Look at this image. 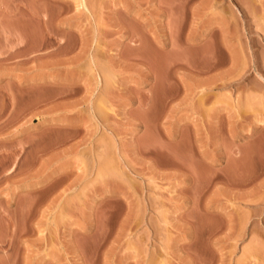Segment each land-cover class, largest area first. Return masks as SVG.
<instances>
[{
  "label": "rangeland",
  "instance_id": "rangeland-1",
  "mask_svg": "<svg viewBox=\"0 0 264 264\" xmlns=\"http://www.w3.org/2000/svg\"><path fill=\"white\" fill-rule=\"evenodd\" d=\"M0 264H264V0H0Z\"/></svg>",
  "mask_w": 264,
  "mask_h": 264
},
{
  "label": "crops",
  "instance_id": "crops-1",
  "mask_svg": "<svg viewBox=\"0 0 264 264\" xmlns=\"http://www.w3.org/2000/svg\"><path fill=\"white\" fill-rule=\"evenodd\" d=\"M256 186H251V195L254 194ZM255 210L251 207V222L255 220Z\"/></svg>",
  "mask_w": 264,
  "mask_h": 264
}]
</instances>
